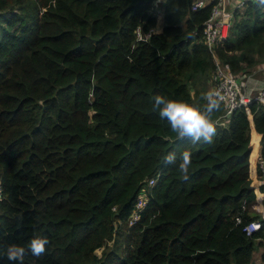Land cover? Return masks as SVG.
<instances>
[{
    "label": "trees",
    "instance_id": "16d2710c",
    "mask_svg": "<svg viewBox=\"0 0 264 264\" xmlns=\"http://www.w3.org/2000/svg\"><path fill=\"white\" fill-rule=\"evenodd\" d=\"M154 1L0 0V264L35 236L46 252L24 264H252L260 248L264 264V104L227 115L220 102L213 143L196 145L153 111L156 95L203 111L217 65L236 76L264 65V8L233 9L210 49L215 0H162L160 32L136 40L157 26ZM252 220L261 228L247 235Z\"/></svg>",
    "mask_w": 264,
    "mask_h": 264
},
{
    "label": "clouds",
    "instance_id": "9594fccd",
    "mask_svg": "<svg viewBox=\"0 0 264 264\" xmlns=\"http://www.w3.org/2000/svg\"><path fill=\"white\" fill-rule=\"evenodd\" d=\"M257 7L264 8V0H256ZM205 99L207 105L204 110L191 106L188 103L170 100L164 96L156 95L153 97V111H158L161 119H166L170 125L171 131L176 133L180 139H188L191 144L213 143V137L216 134V127L212 116L219 109L223 97L218 92H209ZM177 160L176 154L169 152L164 156V161L168 164H174ZM181 163L178 168L183 180L190 178L189 169L192 164V153L185 150L181 154ZM49 244L47 238L35 236L27 246L9 245L4 250V255L10 262L24 264V257L27 252L37 259L46 252V246Z\"/></svg>",
    "mask_w": 264,
    "mask_h": 264
},
{
    "label": "built area",
    "instance_id": "2783aa9c",
    "mask_svg": "<svg viewBox=\"0 0 264 264\" xmlns=\"http://www.w3.org/2000/svg\"><path fill=\"white\" fill-rule=\"evenodd\" d=\"M245 1L248 0H239L235 4L234 8L240 9L244 6ZM207 3V0H196L192 4V9L196 10L197 8L203 7ZM224 3L225 0H215V3L211 7L209 17L204 22L203 41L210 49H212L216 43L223 41L227 37L228 30L232 24V14L225 15V17L222 16ZM150 12L155 15H160L162 13V9L160 10V8L158 7L156 0L154 1V5L151 8ZM155 30V28H151L148 32L144 33L142 32L140 27H137L135 31L136 40L147 41L151 33H153ZM217 68V71L212 76L210 92H218L220 96L223 97L221 102L224 104L227 114H229L232 110L236 108L246 107L247 104L251 101H256L258 103L264 104V85L255 94H252L251 91H249L248 94V91L241 92L239 79L235 75L229 73L224 68H220L218 65ZM256 159L261 173L262 175H264V158H262L260 154H257ZM157 177L158 175L148 180V186L153 185ZM1 196L2 190L0 187V198ZM145 204L146 195L143 194L137 201V208L132 212L129 224H132L139 219L140 212L142 211V208L145 206ZM261 206L263 209L262 217L264 218V206L262 204ZM239 221V218H236V222ZM260 228V221L252 220L244 225L243 231L247 235H250L252 232L257 231ZM259 264H261V262Z\"/></svg>",
    "mask_w": 264,
    "mask_h": 264
},
{
    "label": "crops",
    "instance_id": "0c3cea01",
    "mask_svg": "<svg viewBox=\"0 0 264 264\" xmlns=\"http://www.w3.org/2000/svg\"><path fill=\"white\" fill-rule=\"evenodd\" d=\"M162 0H156L157 2V5L158 7L160 8L161 10V6H160V3H161ZM239 0H225V3L223 5V11H222V16L225 17V15H231L232 14V11L233 9H235V4L238 2ZM157 26H156V31L160 32V29H161V25H162V13L158 16V21H157ZM258 70V71H256ZM263 70V72H262ZM251 72H253V74H256L255 72H257V74H260V76L262 77V79H259L260 81V84H249V85H246V89H244L243 91H248L247 94L249 93V91H251L252 94H255L259 91V89L264 85V67L261 68V69H258V68H255L253 69ZM236 76V75H235ZM238 79H239V83H240V86L242 87L244 85L243 83V79L239 76H236ZM259 251L260 253L262 252V248H260L258 250V252L256 253L257 254V258L254 259V261L252 262L253 264H259L260 263V255H259Z\"/></svg>",
    "mask_w": 264,
    "mask_h": 264
},
{
    "label": "rangeland",
    "instance_id": "374dc122",
    "mask_svg": "<svg viewBox=\"0 0 264 264\" xmlns=\"http://www.w3.org/2000/svg\"><path fill=\"white\" fill-rule=\"evenodd\" d=\"M158 23V22H157ZM264 67V65L263 64H261L260 66H258V67H255V68H258V69H261V68H263ZM254 68V69H255ZM256 71H258V70H256ZM262 72H263V70H262ZM256 74H253V72H251V73H248V74H242V75H238L239 77H241L242 79H243V83H244V85L241 87L240 86V88H241V92H244L243 90L244 89H246V85H249V84H251V83H253V84H260V81H259V79H262V77L260 76V74H257V72H255ZM212 76H213V74H212ZM211 77H210V79L209 80H206L205 81V85L202 83V85H204V87H205V89H206V94L207 93H209L210 92V89H211ZM199 84H201L200 82L198 83V85ZM147 201V200H146ZM112 244V241H107L106 242V245L107 246H110ZM104 249V246L103 247H101V248H98V249H96L95 250V253L98 255V256H100L101 255V253H102V250ZM257 258V254H256V256L254 257V259H256Z\"/></svg>",
    "mask_w": 264,
    "mask_h": 264
},
{
    "label": "water",
    "instance_id": "95a60500",
    "mask_svg": "<svg viewBox=\"0 0 264 264\" xmlns=\"http://www.w3.org/2000/svg\"><path fill=\"white\" fill-rule=\"evenodd\" d=\"M227 115H229V114H227Z\"/></svg>",
    "mask_w": 264,
    "mask_h": 264
}]
</instances>
